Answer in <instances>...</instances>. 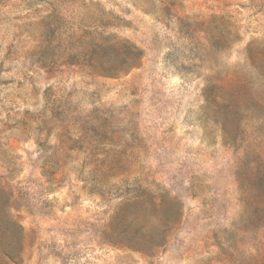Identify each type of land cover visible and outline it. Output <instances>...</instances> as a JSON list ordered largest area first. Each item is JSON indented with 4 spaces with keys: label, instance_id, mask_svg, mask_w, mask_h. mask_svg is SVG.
<instances>
[{
    "label": "rangeland",
    "instance_id": "obj_1",
    "mask_svg": "<svg viewBox=\"0 0 264 264\" xmlns=\"http://www.w3.org/2000/svg\"><path fill=\"white\" fill-rule=\"evenodd\" d=\"M0 264H264V0H0Z\"/></svg>",
    "mask_w": 264,
    "mask_h": 264
}]
</instances>
